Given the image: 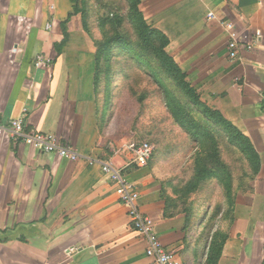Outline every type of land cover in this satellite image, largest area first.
<instances>
[{
	"label": "crops",
	"instance_id": "obj_1",
	"mask_svg": "<svg viewBox=\"0 0 264 264\" xmlns=\"http://www.w3.org/2000/svg\"><path fill=\"white\" fill-rule=\"evenodd\" d=\"M98 1L78 0L74 12L71 0H0V115L25 116L30 128L122 168L140 193L142 211L183 264H262L264 0L138 2L202 100L241 129L262 160L257 193L224 208L223 217L210 211L202 219L168 206V172L159 175L156 159L137 167L130 152L116 153L107 143L95 80ZM62 23L68 39L58 50ZM232 38L253 48L231 61ZM39 55L50 62L36 67ZM145 249L101 163L0 140V264H153Z\"/></svg>",
	"mask_w": 264,
	"mask_h": 264
},
{
	"label": "rangeland",
	"instance_id": "obj_2",
	"mask_svg": "<svg viewBox=\"0 0 264 264\" xmlns=\"http://www.w3.org/2000/svg\"><path fill=\"white\" fill-rule=\"evenodd\" d=\"M123 12L126 22L119 30L131 37L137 57L134 54V58L125 59L113 54L99 63L96 89L107 143L116 145L117 150L131 142L151 143L155 147L151 161L159 163L160 176L168 172L164 187L177 201V209H186L200 219L210 211L223 217L224 208L243 200L245 194L257 193L260 154L253 143L257 159L248 152L246 143L234 144L228 135L211 132L210 123L201 117L193 101L196 96L207 104L195 83L181 69L189 87L183 89L159 66L153 53L147 56L133 29L134 22ZM198 132L205 134L204 144ZM207 168L215 172L210 176Z\"/></svg>",
	"mask_w": 264,
	"mask_h": 264
},
{
	"label": "built area",
	"instance_id": "obj_3",
	"mask_svg": "<svg viewBox=\"0 0 264 264\" xmlns=\"http://www.w3.org/2000/svg\"><path fill=\"white\" fill-rule=\"evenodd\" d=\"M251 50L253 44L242 43L232 38L228 43V54L231 61L238 58L242 49ZM50 59L39 55L35 65L49 63ZM8 139L16 143H23L33 147L39 152L45 154H56L61 158L77 161L85 157L89 164L99 162L102 165V171L109 180L116 184V192L120 202L126 207L132 228L145 241L146 255L152 259L153 264H183L180 256L168 249L162 242L157 230L156 224L148 214L144 213L139 204L140 193L130 184L122 168L116 167L111 161H101L93 156H83L68 141H63L56 135L48 132H42L30 128L26 122L25 116H19L11 120H5L0 115V140ZM125 150L133 156L132 163L138 167H145L154 154L155 147L147 142H131L126 148L118 149L114 152L119 153ZM131 163V164H132Z\"/></svg>",
	"mask_w": 264,
	"mask_h": 264
},
{
	"label": "trees",
	"instance_id": "obj_4",
	"mask_svg": "<svg viewBox=\"0 0 264 264\" xmlns=\"http://www.w3.org/2000/svg\"><path fill=\"white\" fill-rule=\"evenodd\" d=\"M74 3V12L79 10L78 0H71ZM98 8V20L101 27V37L97 39V53H96V62L97 69L99 68V63L102 59L109 60L113 54L120 55L125 59L134 58V54L137 57V51L134 48L133 41L131 37L124 31H120L126 20L122 16L123 11L125 10L129 20L134 22V30L136 31L140 46L142 51L145 52L147 56L154 54V58L159 62V66L168 70L170 76L177 82L178 85L182 86L183 89L189 88L187 82L184 81L185 75L179 67V65L174 61L171 55L167 52V46L169 44V39L159 30L150 27L138 7L139 0H99ZM121 12V13H120ZM119 17V18H118ZM123 17V18H122ZM126 18V17H125ZM117 19V20H116ZM116 22V23H114ZM113 24V25H112ZM62 29L64 31L63 41L56 45L58 50L61 49V45L65 43L68 39L67 29L65 24L62 23ZM149 53V55H148ZM140 54V52H139ZM97 69H96V86H97ZM148 69V68H147ZM193 101L200 110L201 117L211 126V132L216 135L226 134L234 144L246 143V147L249 146V150L254 159H257L259 156L255 152L252 142L248 137H246L232 122H230L225 115L211 107L208 104L203 103L200 98L193 96ZM198 126L193 128L196 130ZM205 133V131H204ZM198 132V138L202 141L205 137V134ZM238 140V142H237ZM204 144V142H201ZM154 155V154H153ZM153 159V156L151 160ZM150 160V161H151ZM150 163V162H149ZM137 166V165H135ZM138 167V166H137ZM212 169V168H211ZM207 168L206 172L211 173L210 176L215 172L214 169L211 170ZM168 206H173L177 208L178 204L174 197L171 195L165 194ZM182 210V209H181ZM187 212L189 217L194 216L193 213H189L186 209L183 210ZM211 217H216L211 214ZM213 245V242H212ZM219 245V244H218ZM217 246V244H216ZM219 249L216 247L213 249L215 251ZM220 254V249L218 250V256ZM215 255V253H214ZM264 264V262H263Z\"/></svg>",
	"mask_w": 264,
	"mask_h": 264
}]
</instances>
